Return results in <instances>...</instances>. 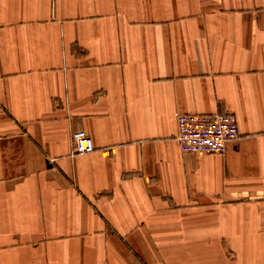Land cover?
<instances>
[{
	"label": "crops",
	"instance_id": "0c3cea01",
	"mask_svg": "<svg viewBox=\"0 0 264 264\" xmlns=\"http://www.w3.org/2000/svg\"><path fill=\"white\" fill-rule=\"evenodd\" d=\"M0 264H264V0H0Z\"/></svg>",
	"mask_w": 264,
	"mask_h": 264
},
{
	"label": "built area",
	"instance_id": "2783aa9c",
	"mask_svg": "<svg viewBox=\"0 0 264 264\" xmlns=\"http://www.w3.org/2000/svg\"><path fill=\"white\" fill-rule=\"evenodd\" d=\"M175 139L182 153L224 154L230 141L239 136L235 114L231 111L176 112ZM73 151L90 152L94 144L83 129L71 133Z\"/></svg>",
	"mask_w": 264,
	"mask_h": 264
}]
</instances>
